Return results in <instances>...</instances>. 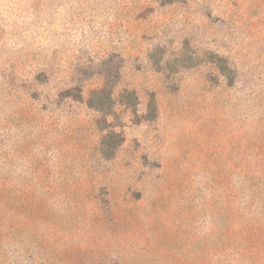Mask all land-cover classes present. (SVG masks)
<instances>
[{
  "label": "rangeland",
  "instance_id": "1",
  "mask_svg": "<svg viewBox=\"0 0 264 264\" xmlns=\"http://www.w3.org/2000/svg\"><path fill=\"white\" fill-rule=\"evenodd\" d=\"M0 264H264V0H0Z\"/></svg>",
  "mask_w": 264,
  "mask_h": 264
}]
</instances>
